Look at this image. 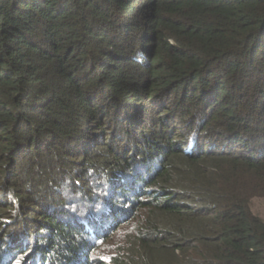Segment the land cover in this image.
I'll return each mask as SVG.
<instances>
[{"label": "trees", "instance_id": "trees-1", "mask_svg": "<svg viewBox=\"0 0 264 264\" xmlns=\"http://www.w3.org/2000/svg\"><path fill=\"white\" fill-rule=\"evenodd\" d=\"M259 199L264 0H0V264H264Z\"/></svg>", "mask_w": 264, "mask_h": 264}, {"label": "rangeland", "instance_id": "rangeland-1", "mask_svg": "<svg viewBox=\"0 0 264 264\" xmlns=\"http://www.w3.org/2000/svg\"><path fill=\"white\" fill-rule=\"evenodd\" d=\"M141 55H142V53H141ZM253 205H254V207H253L254 213L260 215L264 219V201L260 200V199L255 200Z\"/></svg>", "mask_w": 264, "mask_h": 264}, {"label": "built area", "instance_id": "built-area-1", "mask_svg": "<svg viewBox=\"0 0 264 264\" xmlns=\"http://www.w3.org/2000/svg\"><path fill=\"white\" fill-rule=\"evenodd\" d=\"M140 56L142 57V55L140 54Z\"/></svg>", "mask_w": 264, "mask_h": 264}]
</instances>
